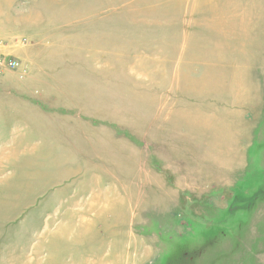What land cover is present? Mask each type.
<instances>
[{
	"label": "rangeland",
	"instance_id": "1",
	"mask_svg": "<svg viewBox=\"0 0 264 264\" xmlns=\"http://www.w3.org/2000/svg\"><path fill=\"white\" fill-rule=\"evenodd\" d=\"M0 264H264V0H0Z\"/></svg>",
	"mask_w": 264,
	"mask_h": 264
}]
</instances>
